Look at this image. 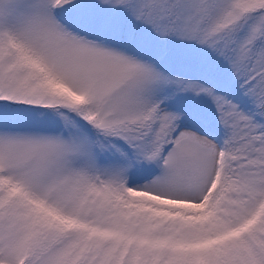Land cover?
Segmentation results:
<instances>
[{
    "label": "snow or ice",
    "instance_id": "6c2138e0",
    "mask_svg": "<svg viewBox=\"0 0 264 264\" xmlns=\"http://www.w3.org/2000/svg\"><path fill=\"white\" fill-rule=\"evenodd\" d=\"M0 264H264V0H0Z\"/></svg>",
    "mask_w": 264,
    "mask_h": 264
}]
</instances>
